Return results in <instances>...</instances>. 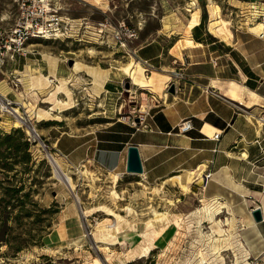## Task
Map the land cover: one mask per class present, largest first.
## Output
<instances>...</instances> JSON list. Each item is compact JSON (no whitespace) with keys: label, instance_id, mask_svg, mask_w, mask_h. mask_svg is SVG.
<instances>
[{"label":"rangeland","instance_id":"obj_1","mask_svg":"<svg viewBox=\"0 0 264 264\" xmlns=\"http://www.w3.org/2000/svg\"><path fill=\"white\" fill-rule=\"evenodd\" d=\"M51 1L72 24L69 37L63 40L31 39L25 56L37 51L53 57L61 55L69 66L70 76H65L69 80L67 85L58 80L48 89L31 92L28 79L15 73L11 64H6L4 74H0V82H5L4 92L0 91V102L9 106H17L20 102L19 110L26 119L25 124L14 127V116L0 111V136L18 128L28 137L26 124L40 135V139L30 146V163L16 162L10 171L0 168V264H264V237L255 239L254 228L236 227L231 216H222V205L214 218L222 221L229 238L226 242L216 240L209 210L218 207L219 203L193 199L195 191L191 184L196 179L199 186L204 184L201 171L176 173L181 174L191 188L187 192L179 188L185 194L178 196L176 201L180 203L176 211L182 220L167 243L151 248L144 255L113 243L115 239L111 234H116L127 220L149 216L165 220L172 213L169 206L174 201L163 199L167 203L158 205L156 201L161 199L156 200L157 189L149 192L145 184L135 183V177L123 176L115 185L122 199L113 200L109 195L112 185L107 172L87 162L76 168L70 167L65 159L63 162L54 154L48 136L50 130L55 129L76 135L82 130L98 127L99 122L111 121L110 117L139 126L146 114L140 110L141 106L145 105L147 110L156 93L147 87L139 88L136 78L132 77L131 81L127 77L133 62L140 60L146 68L145 83L151 82L154 72L172 77V71L178 69L170 70L163 65L166 61L169 65L175 64V58H166V50L172 47L170 54L180 57V48L194 46L191 39L194 32L203 43H212L210 48L228 51L229 44L241 31L248 30V25L264 21V0H203L204 7L200 0ZM17 13L16 0H0L1 26L9 28ZM259 36L264 39L263 34ZM148 44L154 45L138 52L140 46ZM160 46L164 49L163 56L155 57ZM89 48L93 49V54L87 52ZM140 57L147 59V63ZM76 60L81 67L74 73L71 68ZM94 74L103 78L102 86L94 83ZM105 80L107 84L112 82L115 93L110 89L106 91ZM55 84L61 85L64 92L57 93ZM57 100L67 103H57ZM32 105H37L38 114L32 113ZM50 120L55 122L49 124ZM48 153L58 158L62 170L70 173L75 184L74 196L64 183L53 177ZM7 156L1 162L14 161L13 156ZM82 168L92 175L79 173ZM170 182L178 186L176 182ZM20 186L22 190L15 194L12 188ZM24 193L28 196L24 197ZM8 201L10 205L6 204ZM69 205L77 210L79 235L63 243L48 245L43 237L57 226L62 207ZM127 206L133 211L128 213ZM111 223L115 224L114 228H105ZM242 231L245 239L251 237L248 242L242 241ZM17 246L22 247L18 252L15 251ZM147 248H143L144 252Z\"/></svg>","mask_w":264,"mask_h":264},{"label":"crops","instance_id":"obj_2","mask_svg":"<svg viewBox=\"0 0 264 264\" xmlns=\"http://www.w3.org/2000/svg\"><path fill=\"white\" fill-rule=\"evenodd\" d=\"M191 39L194 46L180 48V57L170 54L172 47L165 54L166 58H175V64L169 65L166 61L163 65L170 70L178 69L183 78L174 81L171 74L151 71L152 80L145 83V68L140 60L133 62L130 75L125 73L131 81L136 78L139 88L147 87L156 93L139 126L110 117L111 121L99 122L98 127L76 135L56 129L48 133L53 149L70 167L87 162L107 173L135 177V183L145 184L149 192L157 189L156 200L161 199L156 201L158 205L167 203L163 199L174 201L169 206L172 213L165 220L153 216L133 218L120 225L116 234H111L115 239L113 243L141 255L167 243L182 220L176 211L180 203L176 201L178 196L185 194L169 178L184 171L197 173L198 168L201 176L210 172L211 177L204 186L194 180L191 184L195 191L193 199L219 203L223 206L222 216H231L236 227L254 228L255 239L264 237V197L261 196L264 194V39L243 30L229 44L228 51H219L210 48L212 43ZM153 45L140 46L138 52ZM158 48L155 57L163 56V46ZM142 60L147 63V59ZM9 64L18 74L28 67L52 79L70 76L69 66L61 55L53 57L37 51L28 56L16 55ZM172 81L175 82L172 83L174 91L166 93ZM103 85L107 86V92L110 89L115 93L112 82L107 84L105 80ZM186 119L191 121L193 128L178 132V124ZM53 122L50 120L49 124ZM216 133H219L217 138L214 137ZM129 145L138 147L143 167L139 175L125 172ZM255 207L262 211L263 221L259 223L251 215ZM76 212L71 205L62 207L57 226L43 237V241L49 245L77 237L80 225ZM242 233V241L248 242L251 237L245 239ZM145 246L148 248L144 252Z\"/></svg>","mask_w":264,"mask_h":264},{"label":"built area","instance_id":"obj_3","mask_svg":"<svg viewBox=\"0 0 264 264\" xmlns=\"http://www.w3.org/2000/svg\"><path fill=\"white\" fill-rule=\"evenodd\" d=\"M16 3L18 13L14 23L7 29L0 27V74H4V66L8 61L14 60L16 55L25 56L28 53L27 47L31 39L63 40L65 37H69L70 26H72L59 13V8L51 0H16ZM120 37L118 35V38ZM172 76L177 80L183 78L179 70H173ZM172 83L175 82L172 81L170 84ZM167 88H169V85H167ZM192 128L191 121L186 119L178 124L177 131L184 133ZM34 133V136L30 134L28 136L31 144L37 138L40 139V135ZM218 135L219 133H216L214 137L217 138ZM42 143L46 148L43 141ZM54 154L59 156L56 150H54ZM51 155L53 154L50 153ZM210 177V172L203 173L201 178L204 184L202 186L206 184Z\"/></svg>","mask_w":264,"mask_h":264},{"label":"bare ground","instance_id":"obj_4","mask_svg":"<svg viewBox=\"0 0 264 264\" xmlns=\"http://www.w3.org/2000/svg\"><path fill=\"white\" fill-rule=\"evenodd\" d=\"M247 29L256 34V35H261L263 34L264 36V21L262 22H255V23H252L250 25L247 26ZM74 30V29H73ZM88 53H92L94 52L93 49L89 48ZM93 54V53H92ZM45 56V55H44ZM50 58V57H49ZM50 62L51 64L52 63V60L50 59ZM80 64H79V61H75L73 67L71 68L72 71H80ZM146 68L144 69L143 73H144V77H148V75H146ZM23 77L27 78L28 79V82H29V88H30V91L31 92H34V91H39V90H44V89H48L49 87L52 86L53 82L54 81H58L62 83V85H67L66 83L69 82L68 79H66L65 77L64 78H58V79H52L49 75H43L41 73H36V72H31L28 67L25 69V71L21 72L20 73ZM100 75V74H99ZM99 75H95L93 76L94 78V83L97 85V86H102V81H103V78L100 77ZM102 76V74H101ZM105 77V76H104ZM173 78V76H172ZM174 79V78H173ZM17 82V81H16ZM4 80L0 82V91L2 92V88L4 89ZM55 86V89H56V92L57 93H62L64 91H61V85L59 84H55L53 85ZM66 88V87H65ZM4 92V91H3ZM2 92V93H3ZM52 94V93H51ZM68 94V93H67ZM70 96V95H69ZM3 102V101H2ZM57 103H62L61 101L57 100ZM64 103H67V102H63L62 104ZM0 111L1 113L3 112H8L10 114H12L14 116V122H13V126L14 127H19L20 125L22 124H25L26 123V119L25 117L21 114L20 110H19V104L20 102H17V106H9L8 103H1L0 102ZM31 109H32V113L33 114H38V107L37 105H32L31 106ZM141 111L143 112H146L145 110V105H142L141 106ZM48 112V111H47ZM258 122L260 123L261 125V119L258 118ZM26 131L31 134V135H34V132H35V128L34 127H31L30 125H27L26 124ZM246 156V155H245ZM47 157L49 158V160L51 161L50 163L52 164L53 166V177L58 179L60 182L64 183L65 186H67V188L69 189V191L72 192L73 196H74V191H75V184L73 183V180L71 178V175L69 172H65L64 170H62L61 168V165H60V162L58 161V158H55L54 156H50L49 153L47 155ZM197 171H200V168L197 169ZM79 173L83 174V175H92L86 168H82L79 170ZM108 175L110 176L109 179H110V183H111V191L109 193V195L112 197L113 200H121L122 196H120V194L118 193V191L116 190L115 188V185L120 177V174L118 172H108ZM132 175H135V174H132ZM169 181H173V182H176L178 184V187L183 191V192H187L189 191V189L191 188L189 185H187L184 181H183V177L181 174H174L173 176H171L169 178ZM76 198V197H74ZM77 198H79L77 196ZM222 206H220V204L218 205V207H215V208H211L209 211H210V216H209V219L212 221V223L214 224L215 227H212V231L213 235H216V240L217 241H224L226 242L229 238V235L228 233H226V231L223 229V223L222 221L220 220H215L214 218V215L218 214L220 212V209H221ZM125 210L130 213L131 211H133L129 206H127L125 208ZM154 210V209H153ZM153 213H157V212H153ZM152 213V214H153ZM159 214V213H158ZM157 215V214H156ZM160 215V214H159ZM158 216V215H157ZM226 222L229 223L228 220H226ZM115 224H108L107 226H105V228H114ZM213 235L211 237H213ZM203 259V258H202ZM201 262H203V260H201Z\"/></svg>","mask_w":264,"mask_h":264},{"label":"trees","instance_id":"obj_5","mask_svg":"<svg viewBox=\"0 0 264 264\" xmlns=\"http://www.w3.org/2000/svg\"><path fill=\"white\" fill-rule=\"evenodd\" d=\"M202 1V7H204V2ZM204 11V10H203ZM204 19L206 18L205 14H203ZM209 37L210 34H208ZM193 37L196 41H201L200 38L195 34H193ZM30 146L31 143L28 139V137H25L20 129H14L10 131L9 133H5L2 136H0V168L4 169L5 171L12 170V166L16 163H23L27 165L32 161L31 155H30ZM10 155L14 157V161L8 163V162H1V159H7ZM19 156V159L16 160V157ZM22 190L21 186L19 188H12V191L14 193H18ZM14 194V195H15ZM24 197L28 196V193L23 194ZM23 199V198H22ZM2 199L0 198V202ZM7 205H10V201L6 202ZM22 249L21 246H17L15 248V251L18 252Z\"/></svg>","mask_w":264,"mask_h":264},{"label":"water","instance_id":"obj_6","mask_svg":"<svg viewBox=\"0 0 264 264\" xmlns=\"http://www.w3.org/2000/svg\"><path fill=\"white\" fill-rule=\"evenodd\" d=\"M71 64V62H69ZM169 92L174 91L173 84H170L168 88ZM125 172L129 175H139L143 172L142 162L139 154L138 147L135 145H129L127 147V157ZM251 215L256 223L263 221V215L260 207H255L251 210Z\"/></svg>","mask_w":264,"mask_h":264}]
</instances>
